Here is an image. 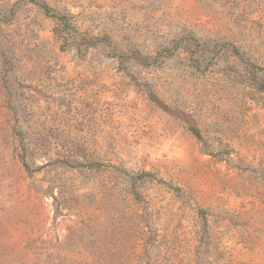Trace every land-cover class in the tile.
I'll use <instances>...</instances> for the list:
<instances>
[{
  "label": "rangeland",
  "instance_id": "rangeland-1",
  "mask_svg": "<svg viewBox=\"0 0 264 264\" xmlns=\"http://www.w3.org/2000/svg\"><path fill=\"white\" fill-rule=\"evenodd\" d=\"M0 264H264V0H0Z\"/></svg>",
  "mask_w": 264,
  "mask_h": 264
}]
</instances>
